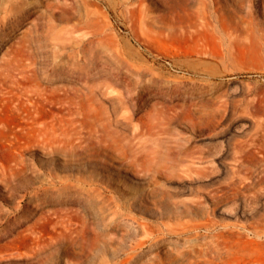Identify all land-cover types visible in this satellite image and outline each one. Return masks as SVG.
Segmentation results:
<instances>
[{
    "label": "rangeland",
    "instance_id": "rangeland-1",
    "mask_svg": "<svg viewBox=\"0 0 264 264\" xmlns=\"http://www.w3.org/2000/svg\"><path fill=\"white\" fill-rule=\"evenodd\" d=\"M263 135L264 0H0V264H264Z\"/></svg>",
    "mask_w": 264,
    "mask_h": 264
},
{
    "label": "bare ground",
    "instance_id": "bare-ground-1",
    "mask_svg": "<svg viewBox=\"0 0 264 264\" xmlns=\"http://www.w3.org/2000/svg\"><path fill=\"white\" fill-rule=\"evenodd\" d=\"M257 126V125H256ZM259 126V125H258ZM263 130V129H262ZM257 131V130H256ZM257 133H258V131H257ZM263 134V133H262ZM264 136V135H263Z\"/></svg>",
    "mask_w": 264,
    "mask_h": 264
}]
</instances>
